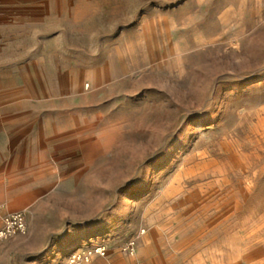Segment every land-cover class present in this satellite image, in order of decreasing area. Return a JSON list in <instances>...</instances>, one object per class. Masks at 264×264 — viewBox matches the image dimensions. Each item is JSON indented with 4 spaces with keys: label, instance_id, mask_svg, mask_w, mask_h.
I'll return each mask as SVG.
<instances>
[{
    "label": "rangeland",
    "instance_id": "374dc122",
    "mask_svg": "<svg viewBox=\"0 0 264 264\" xmlns=\"http://www.w3.org/2000/svg\"><path fill=\"white\" fill-rule=\"evenodd\" d=\"M263 107L264 0H0V264H249Z\"/></svg>",
    "mask_w": 264,
    "mask_h": 264
},
{
    "label": "built area",
    "instance_id": "2783aa9c",
    "mask_svg": "<svg viewBox=\"0 0 264 264\" xmlns=\"http://www.w3.org/2000/svg\"><path fill=\"white\" fill-rule=\"evenodd\" d=\"M27 231L26 213L23 210L14 211L5 214L1 219L0 224V245L5 240L20 234H25ZM128 252H133L134 241L128 245ZM105 248L100 247L96 253L100 255L105 254ZM70 264H81L79 257L75 256L71 259Z\"/></svg>",
    "mask_w": 264,
    "mask_h": 264
},
{
    "label": "bare ground",
    "instance_id": "6f19581e",
    "mask_svg": "<svg viewBox=\"0 0 264 264\" xmlns=\"http://www.w3.org/2000/svg\"><path fill=\"white\" fill-rule=\"evenodd\" d=\"M184 1V0H183ZM198 3V2H197ZM259 7V6H258ZM231 11V10H230ZM230 13V12H229ZM148 21V20H147ZM220 21V20H219ZM222 23V22H221ZM169 39V38H168ZM229 47V46H228ZM221 53V52H220ZM98 70V69H97ZM64 75V74H63ZM264 108V107H263ZM216 159V158H215ZM191 163V162H190ZM264 221V220H263ZM202 231V230H201ZM144 232V230L140 233L141 237L140 240H144V238L142 237V233ZM247 234V233H246ZM148 244V243H147ZM144 251H150V249H144ZM140 252V251H139ZM141 253V252H140ZM150 253V252H149ZM148 253V254H149ZM95 256V255H94ZM97 256V255H96ZM264 257V253L263 252H260L259 250H257L256 248H252L248 251H246L244 254H243V258L244 260L247 261V263L249 264H254L255 262H257L259 259L263 258ZM121 264V263H120Z\"/></svg>",
    "mask_w": 264,
    "mask_h": 264
}]
</instances>
